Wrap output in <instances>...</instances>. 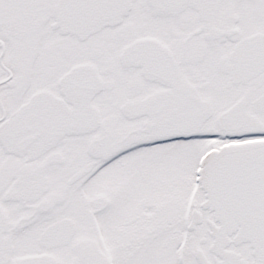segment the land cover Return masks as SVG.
<instances>
[{
    "label": "snow or ice",
    "instance_id": "6c2138e0",
    "mask_svg": "<svg viewBox=\"0 0 264 264\" xmlns=\"http://www.w3.org/2000/svg\"><path fill=\"white\" fill-rule=\"evenodd\" d=\"M0 264H264V0H0Z\"/></svg>",
    "mask_w": 264,
    "mask_h": 264
}]
</instances>
